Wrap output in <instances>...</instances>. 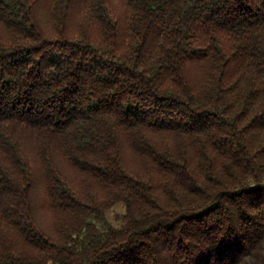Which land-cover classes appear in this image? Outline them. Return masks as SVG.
<instances>
[{"label":"trees","instance_id":"1","mask_svg":"<svg viewBox=\"0 0 264 264\" xmlns=\"http://www.w3.org/2000/svg\"><path fill=\"white\" fill-rule=\"evenodd\" d=\"M0 264H264V0H0Z\"/></svg>","mask_w":264,"mask_h":264},{"label":"rangeland","instance_id":"2","mask_svg":"<svg viewBox=\"0 0 264 264\" xmlns=\"http://www.w3.org/2000/svg\"><path fill=\"white\" fill-rule=\"evenodd\" d=\"M117 212L120 213V212H121V209H118ZM109 217H110V219L113 221L112 215H110Z\"/></svg>","mask_w":264,"mask_h":264}]
</instances>
